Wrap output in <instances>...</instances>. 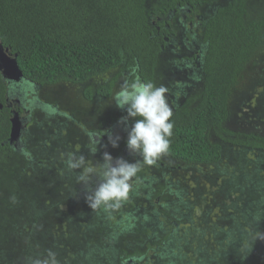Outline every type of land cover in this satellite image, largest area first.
Wrapping results in <instances>:
<instances>
[{
    "label": "trees",
    "instance_id": "trees-1",
    "mask_svg": "<svg viewBox=\"0 0 264 264\" xmlns=\"http://www.w3.org/2000/svg\"><path fill=\"white\" fill-rule=\"evenodd\" d=\"M179 4L191 5L204 17L200 28V38L206 47L204 84L199 94L173 112V136L165 156L188 167L214 166L220 162L224 145L228 143L254 152L263 163L264 135L235 132L224 125L229 119L228 104L234 86L249 63L264 51V0H225L224 3L219 0H0V43L10 55L17 57L23 74V81L11 83L12 87L19 85L23 93L27 90L33 93L37 89L38 93L59 84L87 87L92 81L93 85L84 91L85 100L92 101L94 96L109 99L120 90V83H131L133 67L141 80L159 87L161 61L167 46L162 34L172 31L165 28L170 22L159 23L158 20H165ZM7 94L8 81L0 74V105L3 104L0 110V175L7 177L6 185L0 184V191L6 193L0 195V264H44L51 261V253L55 254L56 264H61L60 260L67 261L65 264H93L95 257L99 263L103 255L105 261L123 263L132 258L143 259L146 263L156 253L160 258L169 254L164 248L169 247L173 252L172 246L176 250L173 256L170 253L164 257L169 264H180L184 261V253L178 244L185 249L187 242L198 239L200 244L199 240L204 239L200 231L188 228L184 231L181 227L188 220L177 216V205L185 200L182 192L165 185L169 181L164 173H159L165 181L160 185L163 183L159 175L148 178L144 172L149 168L141 167L139 179L134 182L144 184L139 192H146L151 201L152 210L148 213H157L162 221L154 217L148 222L140 219L136 238L134 232L116 239L107 237L109 224L114 226L118 222L108 215L101 226L88 225V229L79 230L78 223L75 224L81 220L79 213L71 208L65 213L69 219L61 227L66 234L84 237L85 241L78 242L86 244L82 248L78 250L70 241H61L60 245L53 227H48L50 224L39 228L36 234L34 230L39 219L48 216L50 211L45 208L47 202L40 200V195L32 189L50 187L44 194L46 198L50 196L49 207L58 211L61 205H75L82 183L77 184L75 172H69L61 163L52 164L53 161L46 159L48 156H15L10 146L2 145L12 127V114L5 101ZM37 99L29 95L20 97L22 102L26 100L32 104ZM37 112L38 108L33 110V114ZM121 115L114 106L109 122L104 119L93 132L102 126L111 128L123 117ZM133 120L130 118L131 124ZM30 145L37 150L32 143ZM122 145L126 146L125 140ZM127 161L134 163L135 160L129 157ZM254 180L247 184H259V187L255 185V189L246 192L245 203L235 208L239 211L233 213L232 225L223 229L225 231L215 232L212 239L215 237L216 241L212 242V247L206 251L197 249L196 264H264V249L254 243V235L264 232V180ZM244 184H232L229 191L237 194L242 189L244 192L250 188ZM131 198L133 200V194ZM77 204L81 206V209L78 207L80 212L91 209L88 205L84 207L80 200ZM37 206L38 213L34 211ZM182 206L179 208L189 207V204ZM162 207L167 213H160ZM122 208H129V203ZM22 210L24 214L20 213ZM24 223L31 226L30 231L25 232ZM66 228L74 231L70 233ZM150 239L153 240L150 242Z\"/></svg>",
    "mask_w": 264,
    "mask_h": 264
},
{
    "label": "rangeland",
    "instance_id": "rangeland-1",
    "mask_svg": "<svg viewBox=\"0 0 264 264\" xmlns=\"http://www.w3.org/2000/svg\"><path fill=\"white\" fill-rule=\"evenodd\" d=\"M224 1L225 0H219V3H224ZM166 65L167 64L165 59H162L161 67H160L161 71L166 70ZM103 78L104 77H99V79H103ZM93 83L94 82L90 81L87 84V87H91ZM64 85H68L67 90H69V92L64 91V94L68 99V101L63 100L62 105H66V104L70 105V106H66V108H62L64 109V111H69L70 113H72L71 111H73L75 112V114H77L76 118L82 117V123L84 124V126H86L87 129H90L89 128L90 126L85 121L86 118L91 119L93 115L94 118H96L98 116L97 110L99 111L101 109L100 113H102V116L105 119V121H108L110 112L114 111L115 103L113 97L109 99H104L102 97L94 96V99L92 101H86L84 96V91L85 89H87L86 85L76 86L72 84H59L47 91L43 90L38 92V100L41 101L42 103L51 101L50 104H52L53 98L57 96V94H55L54 91L59 92L61 90L60 88ZM97 86L99 85L97 84ZM196 93H199V90ZM107 106L109 107L108 108L109 113L107 109L104 110V108H107ZM228 108H229V119L224 125L227 129H230L231 131H235V132L264 135V51H262L249 63L246 70L238 79V82L234 86L231 97L229 99ZM34 117H35V121L34 123H31V127L33 131H36L40 124L41 126L42 125L44 126L45 124L46 126H49L50 129L54 130L53 128L54 116L51 112H47L46 115H44L38 110L37 114H35ZM42 120H44V123H42ZM97 124H99V120ZM82 132H84V129L80 124H77L74 127L73 136L79 138L80 140V133ZM109 146H111V144L107 145V147ZM231 147H232L231 145L225 143L222 151L221 160L217 165L206 166V167L201 166L200 168L185 167L183 165H180L182 166L183 170H177L172 172L171 178L173 177L174 182H177L173 184V186L175 185L176 189H179L182 192L183 197L185 198L184 201H182L177 205L178 206L177 216L182 217L183 220L188 219L186 223L181 225L182 229L186 231L188 228V229H192V231L194 232L200 231L201 233L204 234V239L199 240L200 244L197 242L198 239L197 240L194 239L191 242H187L186 244L188 245V248L185 247L184 249L180 243L179 244L177 243L181 252L184 253L182 257L184 261L181 262L180 264H196L197 249L203 248L206 251L208 248H211L216 241L215 237L214 239H212L215 232L219 233L220 229L222 231H225L223 229H227L230 224L232 225V221H234L233 213L237 214V212L239 211V210L236 211L235 208L237 206L240 207L241 202L245 203V200L247 199L246 196L248 195L250 190L255 189L254 187L255 185H258L259 187V184H247V183H250L254 179L260 180L261 178L262 181L264 180V164H263L264 161L263 163L261 162V157L255 154L254 152L250 153V152H246L241 148H236V147L231 148ZM110 149H108L107 151L109 154H111ZM69 154H75L79 156V151H75L72 149L69 152ZM67 156L61 159L62 163L66 161ZM168 161H173V160L168 159ZM88 164L94 167L93 161H88ZM144 173L147 174L148 172H144ZM167 179L170 180V177L168 176ZM134 180L136 181V179ZM6 182H7V177L1 174L0 184L6 185ZM232 184H244L247 185V187L249 186L250 188L248 190H245L244 192H241L242 190L241 189L237 194H234L233 192L229 191L230 188L234 186ZM36 188L38 187L37 186L34 187V189H32V192L35 193L37 196L40 195V200L42 199L45 203L47 202L48 206H45V204L44 206L47 209V211L50 212L48 213L49 214L48 216L46 214L45 217L39 219V224L35 228L34 232L38 234L37 231L39 228L42 229L45 224H50L48 225V227L49 226L53 227V234L54 236L57 237L58 241L60 242L59 243L60 245L62 244V242L70 241L71 244H73L76 247L78 245V242L83 240V237L78 236L77 234L75 236H71L69 235V233L65 234L63 233L64 227L61 226L64 224V221L66 219H69L65 215V213L69 210V208H71V211L74 209L77 212V214L80 213L79 208L81 209V206L77 204L78 201L73 206L61 205V208L60 209L58 208V211H56L54 208L49 207L50 199L48 197L50 196L48 195L47 198L45 197L47 194L44 193L49 190H42V189L40 190ZM134 188H139V185L136 186V184H133V189ZM83 192L85 193L84 189ZM246 192L248 193L246 194ZM2 194L5 196L6 195L5 191L3 190L0 191V195ZM83 196L84 194L81 197ZM55 197H57V195ZM43 201L42 202L40 201L41 202L39 204L40 207H43L42 205ZM129 201H128L129 206L133 208L135 201L132 200L131 197ZM187 203L189 204V207L183 209L179 208L180 206L183 207L182 205L186 207ZM85 205L88 204L85 203L83 206L85 207ZM123 209L124 211L121 212L123 213V217L125 218L132 217V215L128 214L129 213L128 208H123ZM24 210L20 211V213L24 214ZM89 210L90 209L88 208V211ZM180 210L182 211L180 212ZM34 211L38 213L39 207L35 208ZM119 211L121 210L113 212L112 215L116 214ZM162 211H165V213H167L168 210L162 207L160 213ZM96 213L93 215L92 220H90L89 224L94 225L98 223L99 224L103 223L105 214L96 215ZM175 213L176 212H174L173 214ZM64 215L65 217L63 218ZM157 215H158L157 213L145 215V220L152 221L154 217L156 221H162L160 218L159 219L157 218ZM50 216H52V218H50ZM132 220L134 219L132 218ZM77 223L79 225L78 227L79 230L88 229V223L86 221L82 223V220H78L75 224ZM24 224L26 226V223ZM124 225L125 224L119 226L118 230L116 231V234H119L120 232H124V230H126V234L128 232L130 233L134 232L133 235L136 238L137 233H135V230L138 229L137 223L135 222L130 228L135 230H130V231L127 230L124 227ZM30 230H31V226L29 227L26 226L25 232ZM68 230L70 233L74 231L73 229L70 228L65 229V231ZM139 230L140 229H138V231ZM262 237H264V232H261V234L259 232L255 234L254 243L259 245L261 249H264V238ZM152 240L150 239V242ZM184 245L185 244H183V246ZM172 247L174 249L173 252L169 251L170 250L169 247L164 248V250H166L169 254L171 253L170 255L171 257L176 251L175 246ZM145 248L146 246H144V249ZM169 254H166L164 256H169ZM164 256L160 258L161 255H159V253H156V255L149 258V261L155 264L156 262H159L160 264H169L168 262L169 260H167L166 257ZM103 258L105 261L106 257L103 256ZM159 258L160 261H158ZM164 259L166 262H163ZM94 261L97 262L96 257L94 258ZM149 261L146 263L144 262V264H150ZM60 262H62L61 264H65V262L67 261L60 260ZM97 264H103V262H99Z\"/></svg>",
    "mask_w": 264,
    "mask_h": 264
},
{
    "label": "flooded vegetation",
    "instance_id": "flooded-vegetation-1",
    "mask_svg": "<svg viewBox=\"0 0 264 264\" xmlns=\"http://www.w3.org/2000/svg\"><path fill=\"white\" fill-rule=\"evenodd\" d=\"M202 20H204L203 15H200L196 11V9H194V7H192L191 5H180V4L177 6L176 10L168 13V16L166 17L165 20H161V19L158 20L159 23L170 22L171 24V25L169 24L166 25L165 28L168 31H172V33L170 32L167 34H162L164 40L167 42V46L166 49H164L165 52L163 54L162 59H165L167 65H166V70L160 72L162 75V78L160 79V86L163 85L168 89L166 95L168 97L169 104L173 109V112L175 111L176 108L186 104L188 99L193 98L195 95L199 94L203 88V84H204L203 65H204V55H205L206 47L200 38V28H201ZM153 25H157V22H153ZM157 30L160 33L161 29L159 27H157ZM123 84L124 83H120L119 87L121 88ZM51 88L54 87L44 88L43 90L47 91ZM67 88L68 85H64L60 88L61 90L59 92L54 91V93L57 94V96L53 98L52 104H50L51 101L42 103L39 102L38 99L34 104H32L31 102H27L26 100L22 102L20 100V97H22L23 95L24 96L29 95L31 97L32 94V96H37L38 98L37 89L33 93H31V90H27L26 93H23L21 91L22 92L21 93L20 92L21 88L19 87V85H15V88H13L12 84L8 82V94L6 95V100H5L6 107L9 108V112L12 114V117L14 114L19 113L18 115L20 116L23 125L22 130H25V132L21 136V139L19 141H15L13 143L9 142L10 139V134H9V137H7V139L2 143V145L10 146L11 147L10 150L15 154V156L16 155L19 156L21 154L22 156L32 157L33 155L43 154V156H48L46 157L47 160L53 161L52 164L61 163V166L63 167H65L64 165H66V161L62 163L61 159L66 157L72 149L75 151H79V155H84L87 163L88 161H93V165L95 167L98 164L103 163V153L107 152L108 149L111 148L110 149L111 155L114 159L122 157L125 160H127V158L132 157L135 161L140 162V167L142 169L146 168L145 170H147V168H149V170H147L148 173L146 174L148 178L158 177V175L160 176L159 173H164L165 177H167V175H170L171 172L177 170H183L182 166L180 165L188 167L179 162L168 161L169 158L165 155L162 156V158L157 162L155 166L144 165L142 162V158L140 156L136 154H130L127 147L122 145V141L127 140V131L125 129V126L119 122L121 118L111 128H105V126H102L99 128L100 130H96L95 132H93V130L97 128L101 124V122L104 121L102 113H100L101 109L99 111L97 110L99 117L97 116L96 118H94L93 115L91 119L86 118L85 121L90 126L89 127L90 129H87L86 126H84V124L82 123V117L76 118L77 114H75V112L71 111L72 113H70L69 111H64V109H62V108H66V106H70L68 104L62 105L63 100L68 101V99L64 94V91L69 92ZM198 90L199 93H196L198 92ZM37 108L44 115H46L47 112H51L53 114L54 130L50 129V127L46 126L45 124L44 126L43 125L41 126L40 124L36 131L32 130L31 123H34L35 121V117H34L35 114H33V110ZM108 108L109 107L107 106V108H104V110L107 109L109 113ZM117 109L119 113H121L123 116L126 115V113L123 110L119 108ZM98 120H99V124H97ZM42 123H44V120H42ZM77 124H80L84 129V132L80 133V140L79 138L73 136L74 127ZM128 126L129 127L131 126L130 119L128 120ZM44 127L47 129H45ZM111 134L114 137L115 136L120 137V140L118 141V147H115L114 149L112 146L107 147V143L109 141L108 135ZM92 140H97L100 142V144L97 145L98 151L94 155L90 154L88 147ZM30 143L36 146L37 150L33 149ZM71 171L75 172L76 173L75 176L78 177L79 172L81 170H71ZM171 176L172 175H170L171 181L168 180L167 178L166 180L172 182V184H165V185L166 186L169 185L170 188L176 189V186L175 185L173 186V184L175 183L173 177L171 178ZM95 177L96 176L91 177L89 181L91 182V184L93 183L98 184L100 182V180L92 181ZM77 184L79 183L77 182ZM133 184H135L134 181ZM137 185H139L141 189L144 188V184H136V186ZM160 185H164V184H160ZM84 186L85 184L82 183L80 187L84 188ZM136 189L135 192L138 195L134 192V189L132 190V192H130V197H132L133 194V200L135 201V203L133 208L130 206L128 208L132 211L131 213L132 217L127 218L128 221L126 222L127 229L132 227V225L135 222L137 223L139 229L140 219H145L144 218L145 215H150L151 213L149 214L148 212L149 210L150 212L152 210L151 201L146 196L147 193L146 192L141 193V191L139 192L140 190L139 188ZM141 204L143 206H141ZM92 211L93 210L90 209L87 213L85 212L79 213V217L82 220V222L86 221L88 225H91L89 224V222L90 220H92L93 215L96 213L95 212L91 214ZM132 218L134 220H132ZM146 222L148 221L146 220ZM144 224L147 226V223L144 222ZM83 241H85L84 237L83 240L80 242ZM84 245L78 243L77 246L80 249ZM92 262L93 264L98 263V261L95 262L94 260H92ZM99 262H103V264H144L143 259L135 260L132 258L125 260L123 263H121L120 261H111V260L109 261L103 260ZM149 263L152 264L153 262H149Z\"/></svg>",
    "mask_w": 264,
    "mask_h": 264
},
{
    "label": "clouds",
    "instance_id": "clouds-1",
    "mask_svg": "<svg viewBox=\"0 0 264 264\" xmlns=\"http://www.w3.org/2000/svg\"><path fill=\"white\" fill-rule=\"evenodd\" d=\"M133 67L134 77L131 83L125 82L119 91L115 92L113 100L115 106L123 110L126 115L119 121L127 131L126 147L130 154L142 158L147 166H155L167 154L170 138L173 136L174 123L171 120L173 109L169 104L166 93L168 89L161 85L157 87L152 82L141 80ZM134 119L131 126L128 120ZM113 148L118 147L119 136L108 135ZM97 140L89 144V152L94 155L97 151ZM66 166L69 170H81L77 177L78 183L87 185L93 175L99 177L100 182L86 196V202L93 212L111 213L120 210L130 199L134 179L138 180L140 163H130L122 157L113 158L108 152L103 153V163L91 166L84 155L68 154ZM264 238V237H262ZM51 261L44 264H56L55 254L51 253Z\"/></svg>",
    "mask_w": 264,
    "mask_h": 264
},
{
    "label": "water",
    "instance_id": "water-1",
    "mask_svg": "<svg viewBox=\"0 0 264 264\" xmlns=\"http://www.w3.org/2000/svg\"><path fill=\"white\" fill-rule=\"evenodd\" d=\"M0 74L3 80L8 81L12 84H18L23 81V74L17 64V57L9 54V50L5 49L0 43ZM1 107V105H0ZM11 133L9 142L13 143L19 141L22 136L23 125L20 116L17 114L13 115L11 120Z\"/></svg>",
    "mask_w": 264,
    "mask_h": 264
},
{
    "label": "crops",
    "instance_id": "crops-1",
    "mask_svg": "<svg viewBox=\"0 0 264 264\" xmlns=\"http://www.w3.org/2000/svg\"><path fill=\"white\" fill-rule=\"evenodd\" d=\"M161 74V73H160ZM162 78V75H160V79ZM99 165V164H98ZM170 175H172V172L170 173ZM167 178V177H166ZM161 179H162V177H161ZM97 180H99V177H95L92 181H97ZM169 180V179H168ZM171 181V180H170ZM169 181V183L168 184H172V182H170ZM162 182H163V184L165 183V181H163V179H162ZM174 183H176V182H174ZM98 184H91V182H89L87 185H85L84 186V188H80L79 190H78V197H77V199L79 198V200H81V202L83 203V204H88L87 202H86V194H90L91 193V191L92 190H94L95 189V187L97 186ZM50 189V187H48V188H46L45 190H49ZM83 189H84V191H85V193L83 192ZM84 194V196L83 197H81L82 195ZM79 200H77V201H79ZM76 201V202H77ZM89 206V205H88ZM121 211H119V212H117L116 214H113L112 215V213H111V215H108V214H105V213H103V212H99V211H97V213H96V215H98V214H105V215H108L107 217H111L113 220H116V221H118L117 223H116V225H112V224H109L110 226L108 227V234H107V237L108 236H110V237H115V239L117 238V236H123V235H125L126 234V230H124V232H120L119 234H116V231L118 230V228H119V226L120 225H122V224H125L124 225V227L126 228V222H128L127 221V218H125V217H123V213H121L122 211H124V209L122 208V209H120ZM128 211H129V213L128 214H130L131 215V213H132V211L130 210V209H128ZM106 217V216H105ZM125 220V221H124ZM103 222H104V219H103ZM83 223V222H82ZM99 224V223H98ZM103 223H100V226L102 225ZM118 224V225H117ZM90 226H94V225H90ZM113 226V227H112ZM131 228V227H130ZM127 229V230H132V229ZM63 233H65V232H63ZM66 234V233H65ZM97 237H101V236H98L97 235ZM102 238V237H101ZM104 256V255H103ZM101 259H103L104 260V258H101Z\"/></svg>",
    "mask_w": 264,
    "mask_h": 264
},
{
    "label": "bare ground",
    "instance_id": "bare-ground-1",
    "mask_svg": "<svg viewBox=\"0 0 264 264\" xmlns=\"http://www.w3.org/2000/svg\"><path fill=\"white\" fill-rule=\"evenodd\" d=\"M2 109V105H1V107H0V110Z\"/></svg>",
    "mask_w": 264,
    "mask_h": 264
}]
</instances>
